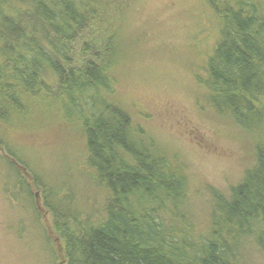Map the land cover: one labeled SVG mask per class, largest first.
Wrapping results in <instances>:
<instances>
[{
    "label": "trees",
    "instance_id": "obj_1",
    "mask_svg": "<svg viewBox=\"0 0 264 264\" xmlns=\"http://www.w3.org/2000/svg\"><path fill=\"white\" fill-rule=\"evenodd\" d=\"M134 1L0 0V147L15 196L30 193L25 170L45 193L66 264H243L248 241L264 255V0L196 3L211 45L191 71L205 104L252 141L254 157L228 194L211 191L202 229L183 205L184 168L144 135L118 90L131 37L143 34ZM78 39L87 57L73 65ZM46 128L79 132L103 194L98 214L13 149V135Z\"/></svg>",
    "mask_w": 264,
    "mask_h": 264
},
{
    "label": "rangeland",
    "instance_id": "obj_2",
    "mask_svg": "<svg viewBox=\"0 0 264 264\" xmlns=\"http://www.w3.org/2000/svg\"><path fill=\"white\" fill-rule=\"evenodd\" d=\"M196 3L134 1L133 16L143 34L131 37L134 43L127 49L131 60L125 69L129 74L119 79L118 90L130 108L138 109L135 121L144 135L184 168L189 191L183 205L202 229L211 217V191L228 194L254 157L252 141L205 104L191 71L211 45V33ZM81 43V39L74 43L73 65L87 57L79 53ZM41 130L13 135V149L44 179L68 186L80 209L98 214L103 194L88 176L79 132L73 131L66 140L63 128ZM6 159L0 147V264H66L52 214L44 207V191L22 169L30 193L15 196L3 166ZM243 251V264H264L254 243L246 242Z\"/></svg>",
    "mask_w": 264,
    "mask_h": 264
},
{
    "label": "water",
    "instance_id": "obj_3",
    "mask_svg": "<svg viewBox=\"0 0 264 264\" xmlns=\"http://www.w3.org/2000/svg\"><path fill=\"white\" fill-rule=\"evenodd\" d=\"M38 197H37V195H36V199H37Z\"/></svg>",
    "mask_w": 264,
    "mask_h": 264
}]
</instances>
